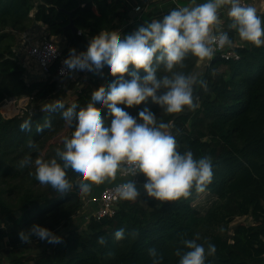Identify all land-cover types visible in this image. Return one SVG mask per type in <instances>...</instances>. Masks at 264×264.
<instances>
[{
  "label": "trees",
  "instance_id": "obj_1",
  "mask_svg": "<svg viewBox=\"0 0 264 264\" xmlns=\"http://www.w3.org/2000/svg\"><path fill=\"white\" fill-rule=\"evenodd\" d=\"M151 1L0 0V264H152L149 249L157 251L162 264H178L175 252L183 247L181 242L196 237L205 247L207 243L216 247L206 264H264V46L242 43L227 27L223 30L229 31L230 49L238 59L212 56L198 79L206 81L207 87L197 83L193 88L194 103L198 104L195 110L185 108L168 115L150 100L124 109L136 117L143 107H149L170 125L178 151L191 150L195 158H211L213 178L205 192L193 191L187 199L159 202L143 190L137 201L122 200L113 216L89 217L84 233L58 235L81 214L84 198L92 192L77 195L78 182L69 176L72 193L56 197L35 179L33 164L24 163L28 157L32 161L54 158L65 137H71L60 116L62 110H36L41 99L56 97L55 66L47 79L26 83L16 54V34L40 24L50 38L63 39V54L68 57L70 49L82 53L101 37L117 34L119 21L131 13L141 15L143 12L133 10L144 11ZM259 15L264 17V13ZM148 22L151 19L132 23L123 34ZM71 23L77 29L75 35L68 29ZM198 62L189 54L176 71L191 75ZM140 74L144 75L142 70ZM114 79L107 73L106 90ZM89 89L82 86L64 103L66 108L77 107V118L87 110ZM10 101L22 103L19 115L12 109L8 115L2 111ZM106 112V107L98 110L101 116ZM25 120L31 121L30 131L20 130ZM45 124L47 127L38 132L37 127ZM138 183H145L139 174ZM203 195L211 202L202 214L194 203ZM241 218H248L249 223L231 226ZM33 224L62 247L48 250L35 237L22 241L20 233L28 232ZM121 228L124 238L117 240L114 234ZM101 237L103 244L98 242Z\"/></svg>",
  "mask_w": 264,
  "mask_h": 264
},
{
  "label": "clouds",
  "instance_id": "obj_2",
  "mask_svg": "<svg viewBox=\"0 0 264 264\" xmlns=\"http://www.w3.org/2000/svg\"><path fill=\"white\" fill-rule=\"evenodd\" d=\"M222 9L226 10L228 30L235 32L242 43L264 46V17L256 7L243 0H189L186 6L175 8L130 34L100 38L82 53L70 49L63 61L70 73L78 72L101 83L105 72L116 79L106 91L91 98L86 112L78 118L75 105L66 108L57 101L48 106V111L62 110L60 116L71 138L65 137L54 158L25 159L24 163L33 164L35 179L60 198L73 191L69 176L78 182L77 195L84 197L94 186L114 180L117 174L128 178L115 189L123 201L138 200L140 192L131 179L138 174L145 178L144 193L155 201L174 202L187 199L193 191L205 192L213 178L211 158H195L191 150L178 151L170 125L159 120L149 107H143L136 117L124 109L149 100L168 115L198 107L194 103V85L199 83L206 88L207 82L176 69L183 67L189 54L205 61L216 50L231 46L229 31L220 29ZM161 71L164 74L158 75ZM105 107V115L98 114ZM30 126L31 121L25 120L20 130L30 131ZM43 127L47 124L38 126L37 131ZM114 236L123 239L124 229ZM31 237L48 250L62 247L36 224L20 233L24 242ZM198 240L196 237L181 242L183 247L175 252L178 264H206V258L215 255L214 244L207 243L205 247ZM98 242L103 244L104 239L101 237ZM149 256L152 264H162L155 249H149Z\"/></svg>",
  "mask_w": 264,
  "mask_h": 264
},
{
  "label": "rangeland",
  "instance_id": "obj_3",
  "mask_svg": "<svg viewBox=\"0 0 264 264\" xmlns=\"http://www.w3.org/2000/svg\"><path fill=\"white\" fill-rule=\"evenodd\" d=\"M152 2V1H151ZM189 0H153L152 3H150L149 7H147L141 15H134V14H129L127 18H125L122 22L119 21L118 24L120 26V30L116 36H124L123 31L125 30L126 27H128L132 23H145L147 20H158L162 18L164 15L168 14L171 10L181 7V6H186L188 4ZM203 0H197V3H201ZM249 2L253 3V0H249ZM254 2L258 3V8L259 10H262L264 13V0H254ZM151 14L152 17L148 18V15ZM220 20L224 21L221 26H223L222 30L228 25V18L226 15V10L222 9L220 11ZM26 34V35H25ZM17 42H16V54L18 57L19 64L21 68H24V79L26 83L29 82H34V80H38L40 77L38 75L34 74L35 76H32L31 73H27V70L30 69L31 72L36 68V64L33 62L32 59H27L28 52L32 47L38 46L39 43L42 40L45 41H54L58 45V47H64L65 43L62 38L58 39H52L48 36L46 29L44 26L37 24L34 25L31 29H29L26 33L23 34H16ZM104 38V37H101ZM237 45V43H235ZM233 46V45H232ZM230 46V47H232ZM229 47V46H228ZM208 61H202L197 64V67L195 68L194 72L191 74L192 76H195L197 80L201 77V75L204 72V69L207 67ZM107 73L105 72L103 74L102 83L97 80H92L86 77L81 76L80 73L72 76L71 79L66 80V81H61L59 82V87L56 93L55 98H45L44 100L41 99L36 106V110L40 112H46L48 109L49 105L55 104L57 101L63 102V103H69L70 100L74 97L75 94L79 92V89L82 86H89L91 98L94 95H98L101 91H106L105 88V78H106ZM57 82V80H56ZM76 82L74 88H69L70 84ZM90 98V101H91ZM36 101V100H35ZM90 101L87 103V107L90 105ZM37 102V101H36ZM14 105H16V108H13ZM22 103L19 102H6L4 106H2V111L8 115L9 110L12 109L14 114L17 116L23 111V107L21 108ZM137 189L141 193L143 191V186L138 185ZM211 199L207 195H203L202 197L198 198L195 203L194 207L200 211V213H205L206 210L210 207ZM79 217V216H77ZM76 217V218H77ZM73 220V219H72ZM70 221L68 226L66 228H62L59 230L58 235H67L68 233L74 232V233H84L86 230V221L82 222L81 224L78 222ZM249 219L248 218H241L237 219L231 226H235L237 224H248Z\"/></svg>",
  "mask_w": 264,
  "mask_h": 264
},
{
  "label": "built area",
  "instance_id": "obj_4",
  "mask_svg": "<svg viewBox=\"0 0 264 264\" xmlns=\"http://www.w3.org/2000/svg\"><path fill=\"white\" fill-rule=\"evenodd\" d=\"M244 3L250 4L249 0H243ZM136 14H141L142 9L135 8L133 10ZM79 35V34H78ZM80 53V52H78ZM217 54L224 60H231V59H238L237 55L233 52L232 49L229 47H225L223 49H218L215 51L214 55ZM28 56L32 59L36 66L38 67V77L39 79H47L49 75L50 68L55 66V81L57 83L61 81H66L72 78V76L78 74V72L70 73L69 70L65 67L63 61L67 58L63 54V48L58 47L56 42L54 41H45L42 40L38 46L32 47L29 52ZM121 182H117L115 184L109 185L102 190H100L95 195H91L90 197L84 198V209L93 204L95 210L91 213L90 217L95 218L96 220H100L103 218H109L114 215L118 204L122 201L118 199L116 194V187L125 182L128 178L123 177ZM136 186L139 185L138 183V175L131 178ZM89 219V218H88Z\"/></svg>",
  "mask_w": 264,
  "mask_h": 264
},
{
  "label": "crops",
  "instance_id": "obj_5",
  "mask_svg": "<svg viewBox=\"0 0 264 264\" xmlns=\"http://www.w3.org/2000/svg\"><path fill=\"white\" fill-rule=\"evenodd\" d=\"M250 3V2H249ZM251 4V6H254V7H256L257 8V11H258V14H262L263 12H262V10H259V8H258V3H256V2H254V0H253V3H250ZM222 22V24L224 23V21H221ZM221 24V25H222ZM220 25V26H221ZM36 26H37V24H36ZM222 28H223V26L222 27H220V29L222 30ZM26 35V34H25ZM52 39H58V38H52ZM27 59H30L29 57L27 58ZM208 62H209V60H207ZM34 62V61H33ZM35 63V62H34ZM24 69V68H23ZM27 73H31L32 74V76H35L34 74H38V67L36 66V68L34 69V70H32V72H31V70L30 69H28L27 70ZM34 81H38V80H34ZM122 181V178L120 177V174H117V176H116V178L114 179V180H112V181H106L104 184H101V185H97V186H94L93 187V190H92V195H95L96 193H98L100 190H102L103 188H105V187H107V186H109V185H112V184H115V183H117V182H121ZM95 210V207H94V205L93 204H90V206H88V207H86V209H84L82 212H81V214L79 215V217H77V218H74L72 221H74V222H78V223H82V222H85L86 221V223H87V221H88V218L91 216V213L93 212Z\"/></svg>",
  "mask_w": 264,
  "mask_h": 264
},
{
  "label": "water",
  "instance_id": "obj_6",
  "mask_svg": "<svg viewBox=\"0 0 264 264\" xmlns=\"http://www.w3.org/2000/svg\"><path fill=\"white\" fill-rule=\"evenodd\" d=\"M68 29L71 31L72 35H75L77 33V29L73 26L72 23L68 26ZM200 62L202 61H199L198 63Z\"/></svg>",
  "mask_w": 264,
  "mask_h": 264
}]
</instances>
